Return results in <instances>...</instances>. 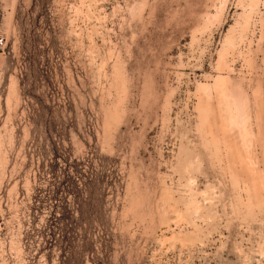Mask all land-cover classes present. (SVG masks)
Wrapping results in <instances>:
<instances>
[{
  "label": "rangeland",
  "instance_id": "rangeland-1",
  "mask_svg": "<svg viewBox=\"0 0 264 264\" xmlns=\"http://www.w3.org/2000/svg\"><path fill=\"white\" fill-rule=\"evenodd\" d=\"M0 264H264V0H0Z\"/></svg>",
  "mask_w": 264,
  "mask_h": 264
}]
</instances>
